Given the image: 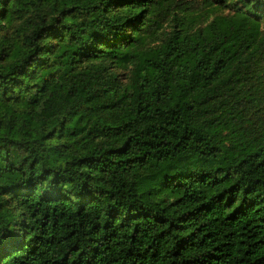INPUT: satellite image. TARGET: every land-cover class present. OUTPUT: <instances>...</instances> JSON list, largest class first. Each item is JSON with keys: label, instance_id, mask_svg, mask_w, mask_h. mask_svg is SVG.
Here are the masks:
<instances>
[{"label": "trees", "instance_id": "obj_1", "mask_svg": "<svg viewBox=\"0 0 264 264\" xmlns=\"http://www.w3.org/2000/svg\"><path fill=\"white\" fill-rule=\"evenodd\" d=\"M188 3L0 0V264H264V0Z\"/></svg>", "mask_w": 264, "mask_h": 264}, {"label": "rangeland", "instance_id": "obj_2", "mask_svg": "<svg viewBox=\"0 0 264 264\" xmlns=\"http://www.w3.org/2000/svg\"><path fill=\"white\" fill-rule=\"evenodd\" d=\"M188 1L190 2L188 4H191L192 10L194 11L195 14L200 13L201 16L204 17L202 20L207 18L203 25L208 24L215 17H228L234 12V10L243 9V0H233L234 2H230L229 4H227L225 8H220V9L217 8L216 11H213V13H210V11H206L207 9L202 7L201 4L203 3L204 0H188ZM210 1H216V0H210ZM262 27L264 28V23L262 24ZM15 28H16V24H14L10 29L0 28V41L3 40V38L6 36L9 37ZM169 31L170 28L166 27L163 30V33L167 34ZM116 73L119 75V80L123 81L124 83H129L131 81V74L129 69L126 68L120 69L117 70ZM254 79L255 80L251 82L248 85V87L245 89V92L248 93L249 91V93H251V91H253L255 97L262 100L261 107H263V110L262 112L258 111L259 113L255 112L251 114V116L248 118L250 121L247 123L249 125L251 124V121L252 123L261 121L259 118L262 117V115H264V58L263 60H261L260 68L259 70H257V75ZM243 96L246 97V95Z\"/></svg>", "mask_w": 264, "mask_h": 264}]
</instances>
